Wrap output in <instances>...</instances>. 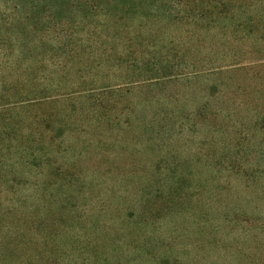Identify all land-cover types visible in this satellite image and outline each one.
Masks as SVG:
<instances>
[{"label":"rangeland","instance_id":"rangeland-1","mask_svg":"<svg viewBox=\"0 0 264 264\" xmlns=\"http://www.w3.org/2000/svg\"><path fill=\"white\" fill-rule=\"evenodd\" d=\"M241 5L227 43L145 35L159 81L121 90L132 58L86 46L112 18L0 0V264H264V0Z\"/></svg>","mask_w":264,"mask_h":264},{"label":"trees","instance_id":"trees-1","mask_svg":"<svg viewBox=\"0 0 264 264\" xmlns=\"http://www.w3.org/2000/svg\"><path fill=\"white\" fill-rule=\"evenodd\" d=\"M78 1V0H77ZM84 6V10L90 13L99 12L112 18L113 22L109 28H112V34H106L99 36L92 40H86V46L94 47L96 42L98 45L97 50H93V60H99L101 67H104L110 61L115 58L119 61L118 64L124 65L126 63L125 57H131L132 62L127 64L129 67H135L138 74L129 78L128 82H125L123 86L118 89L124 90L130 86H136L142 81L147 84H152L154 81H159L157 72L138 71L140 65L153 64L155 69L157 62L155 58L148 57V50L151 49L153 53L156 52L155 45L151 44V39H145V35L153 37L162 36L168 32H183L184 27L193 25L201 34L205 33L208 37H215L221 42H230L231 35H235L240 31L243 24L239 22L229 23L230 19L234 18L239 10L246 12V9L241 5L245 0H79ZM196 33V32H195ZM234 33V34H233ZM150 41V42H149ZM233 41H239L234 37ZM84 45V41H81ZM153 43V42H152ZM186 42H183V44ZM182 45V42L180 43ZM104 47V48H103ZM76 48V47H75ZM91 48V49H92ZM139 48V49H138ZM68 52L69 59H83L84 54L82 52H76L77 50ZM141 50V51H140ZM168 54H172L173 47L166 48ZM159 53V51H158ZM217 54H219L217 52ZM141 57V61L139 59ZM90 60L89 58H87ZM169 61V60H167ZM173 62V61H172ZM170 63V62H169ZM147 66V65H146ZM232 69L236 67V64L232 65ZM148 67V66H147ZM144 67V68H147ZM149 68V67H148ZM228 68V66H215L209 69V73L219 74ZM155 75V76H154ZM144 77L143 80H136ZM41 86V84H36ZM111 89V87H107ZM35 93L33 100L40 101L49 98L47 96V90H33ZM95 89H90L87 94L94 93ZM83 92H78V94ZM40 95V97H39ZM68 95V94H65ZM70 96L74 94H69ZM39 97V98H38ZM45 122V121H44ZM35 133L40 135L39 130H35ZM33 137V133L30 134ZM26 137V136H24ZM43 140L38 138L35 142L38 144ZM42 146V145H41ZM40 146V148H41ZM43 149V148H42ZM23 156H28L27 162L37 160L41 158L39 152L34 151L33 154H28L27 148L22 149ZM41 160V159H40ZM40 164V163H39Z\"/></svg>","mask_w":264,"mask_h":264}]
</instances>
